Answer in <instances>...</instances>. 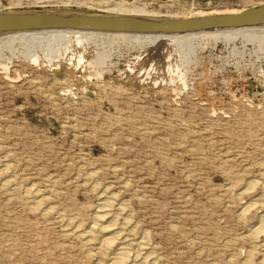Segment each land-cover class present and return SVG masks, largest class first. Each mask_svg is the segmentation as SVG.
<instances>
[{
	"label": "rangeland",
	"instance_id": "1",
	"mask_svg": "<svg viewBox=\"0 0 264 264\" xmlns=\"http://www.w3.org/2000/svg\"><path fill=\"white\" fill-rule=\"evenodd\" d=\"M118 3L185 17L264 0H0V9L106 14ZM263 180L259 34L0 39V264H109L89 232L102 196L123 232L115 248L137 256L129 264H259L248 235Z\"/></svg>",
	"mask_w": 264,
	"mask_h": 264
},
{
	"label": "water",
	"instance_id": "2",
	"mask_svg": "<svg viewBox=\"0 0 264 264\" xmlns=\"http://www.w3.org/2000/svg\"><path fill=\"white\" fill-rule=\"evenodd\" d=\"M264 26V3L232 14L199 17H164L96 14L64 8L44 10H0V34L72 30L103 34H186L217 29Z\"/></svg>",
	"mask_w": 264,
	"mask_h": 264
},
{
	"label": "bare ground",
	"instance_id": "3",
	"mask_svg": "<svg viewBox=\"0 0 264 264\" xmlns=\"http://www.w3.org/2000/svg\"><path fill=\"white\" fill-rule=\"evenodd\" d=\"M0 10H8V9L2 8ZM101 12L106 13V14L107 13L113 14V15H132V16H138L139 15V16H146V17L161 16L160 13L156 14V13L147 12V11L142 10V9L127 7L123 3H121V4L118 3L117 5H115V7H112V6L104 7ZM237 12H241V11H216V12H214V11L213 12H202L201 11V12H197L193 15L189 14V16H185V17H199L201 15H214L216 13L232 14V13H237ZM165 17H167V16H165ZM170 17H174V16H170ZM249 33H257L264 38V26L239 28V29H234V28H232V29H217L214 31H201L198 33H186V34H182V35L181 34H170V35H165V34L140 35L139 34V35H133V34H124V33L123 34H109V33L103 34V33H98V32H85V31H78V30H76V31H72V30H44L43 32H31V31H29V32H24V33H19V32L4 33V34H0V39L1 40H8V39H13V38H19V39H27L28 40L29 38H43L45 36H54V37L58 36V37H60V36H66V35L67 36H70V35L71 36L90 35V36H100V37H106V38L109 37V38L114 39V40H123V39H127V38H136V39L140 38V39H144V40H154L155 39V40H167V41L182 40V39L186 40V38H195V39H199V40H201V39L217 40V39H229V38L232 39L233 37H236V36H246ZM7 169H8V167H7ZM250 185H251V187H253V184H250ZM257 185L261 189L260 191L262 192V195L260 197H262V198L261 199L258 198V200L260 199L259 204H256L257 200L254 203L256 205H260L259 208L262 209V211L260 213L258 212L259 209L257 211H255V214L258 217V226L255 225L257 227L254 228L253 231L251 230L252 232H250L251 234L249 233L248 236L249 237L251 236V238L254 239L261 246L263 256H262V259L259 262V264H264V180H263V182L258 183ZM107 198L109 199L110 197H105V196L100 197V199H99L100 204L98 206V211L94 215V223L90 227L89 232L96 234V235L98 234L102 237L103 240H102L101 245H100L102 247L101 249L104 248L103 251L105 250L106 253L108 252L112 256L110 258L109 264H129L130 260L134 261L137 258V256H135V258H131V256L129 255L130 254L129 250H128V254H127V252H126L127 248H125V247L121 246V247L115 248L116 245L118 243H120V241L122 240L121 235H123V232L121 233V235L118 232L119 229H118V226L116 225L117 223L113 221V218L110 215V209L113 206V203H112V201L109 202ZM118 206H120V205H118ZM252 207L254 208L253 203L250 204L249 206H246L240 212V217L242 219H245V212L250 210V208L253 209ZM119 208H122V207H119ZM124 237H126V236L124 235ZM128 241H130V240H128ZM122 244H123V242H122ZM257 248H260V247H257ZM259 250H261V249H259ZM146 258H147V256H146ZM146 261H147V259H144L142 261V263L144 264V262H146ZM250 263H251V261L248 263H245V264H250Z\"/></svg>",
	"mask_w": 264,
	"mask_h": 264
}]
</instances>
